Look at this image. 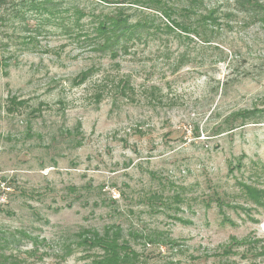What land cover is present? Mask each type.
Returning a JSON list of instances; mask_svg holds the SVG:
<instances>
[{
  "label": "rangeland",
  "instance_id": "obj_1",
  "mask_svg": "<svg viewBox=\"0 0 264 264\" xmlns=\"http://www.w3.org/2000/svg\"><path fill=\"white\" fill-rule=\"evenodd\" d=\"M54 4L52 17L0 14L2 251L14 264H87L75 234L120 224L179 242L131 238L142 264H264V11L205 0L220 17L205 29L209 41L163 31L113 59L85 39L95 16L125 4L132 20L167 19L131 3ZM12 97L25 102L14 109ZM79 123V135L65 132Z\"/></svg>",
  "mask_w": 264,
  "mask_h": 264
},
{
  "label": "trees",
  "instance_id": "obj_2",
  "mask_svg": "<svg viewBox=\"0 0 264 264\" xmlns=\"http://www.w3.org/2000/svg\"><path fill=\"white\" fill-rule=\"evenodd\" d=\"M103 3H131L129 7L144 6L155 7L156 12H160L162 17L167 19V23L163 21L157 22L155 18L145 15H139L137 19L132 20L133 16L127 14L126 6H117L113 14H104L102 16H95L92 32H85V39L92 45V51L101 54L109 55V57L116 59L120 53H129L131 47L138 41L148 38L150 35L167 32L168 34H182L190 36L194 34L196 37L204 41H209L205 29L209 25L219 24V16L216 8H205V0H180V7L169 3V0H129V2H115L114 0H101ZM234 10L239 11L248 16H258L264 11V4L261 0H234ZM153 5V6H151ZM54 0H0V14L11 7V16H18L28 11H35L40 14H48L50 17L57 14L59 9L55 8ZM130 8H127V10ZM202 10H205L203 12ZM182 12L189 18L192 15L196 16L197 23H187L181 20L176 15H181ZM76 17V26L80 25V20L85 16L82 10L76 9L74 13ZM143 14V13H141ZM229 14H226V16ZM264 13L260 18L263 17ZM134 19V18H133ZM82 27V26H81ZM89 67L81 71L75 77V83H84L94 70ZM117 87L120 93L127 94L131 89L128 79L122 78L118 81ZM103 93L99 92L96 95L97 102H100ZM24 100H17L12 97L11 105L16 109L17 105H23ZM41 110V109H39ZM38 111V110H37ZM252 117L251 114L246 116ZM246 119V118H245ZM68 135L81 133V123H79L73 130L66 129ZM74 132V133H73ZM80 144V141L77 140ZM250 196L253 199H258L260 193L257 190L249 189ZM181 220L180 218H177ZM22 235V234H21ZM23 235H26L25 233ZM22 237H25L23 236ZM141 239L144 246H169L175 247L178 241L175 240L168 232H149L139 233L137 231H130L128 234L120 224H111L105 226L103 230L95 228H83L75 234L73 243L76 247H82L87 258L90 261L87 264H142L141 252L135 249L130 239ZM2 241L9 243V239L0 238V264H14V256L7 255L2 251L5 244ZM67 253L71 254L72 245H67Z\"/></svg>",
  "mask_w": 264,
  "mask_h": 264
},
{
  "label": "built area",
  "instance_id": "obj_3",
  "mask_svg": "<svg viewBox=\"0 0 264 264\" xmlns=\"http://www.w3.org/2000/svg\"><path fill=\"white\" fill-rule=\"evenodd\" d=\"M4 200V198H2V200L1 201H3Z\"/></svg>",
  "mask_w": 264,
  "mask_h": 264
}]
</instances>
